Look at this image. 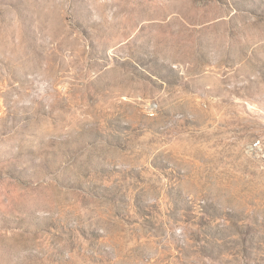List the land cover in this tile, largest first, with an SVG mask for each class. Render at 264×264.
<instances>
[{"label":"rangeland","instance_id":"1","mask_svg":"<svg viewBox=\"0 0 264 264\" xmlns=\"http://www.w3.org/2000/svg\"><path fill=\"white\" fill-rule=\"evenodd\" d=\"M0 264H264V0H0Z\"/></svg>","mask_w":264,"mask_h":264}]
</instances>
